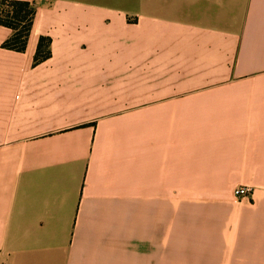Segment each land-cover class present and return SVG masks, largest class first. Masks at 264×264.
Returning a JSON list of instances; mask_svg holds the SVG:
<instances>
[{
	"label": "crops",
	"instance_id": "crops-1",
	"mask_svg": "<svg viewBox=\"0 0 264 264\" xmlns=\"http://www.w3.org/2000/svg\"><path fill=\"white\" fill-rule=\"evenodd\" d=\"M19 1L0 264H264V0Z\"/></svg>",
	"mask_w": 264,
	"mask_h": 264
},
{
	"label": "trees",
	"instance_id": "trees-1",
	"mask_svg": "<svg viewBox=\"0 0 264 264\" xmlns=\"http://www.w3.org/2000/svg\"><path fill=\"white\" fill-rule=\"evenodd\" d=\"M35 12L29 2L19 0H0V26L11 30V36L2 44L8 50H25ZM49 40L41 37L38 41L35 62L49 56Z\"/></svg>",
	"mask_w": 264,
	"mask_h": 264
},
{
	"label": "built area",
	"instance_id": "built-area-1",
	"mask_svg": "<svg viewBox=\"0 0 264 264\" xmlns=\"http://www.w3.org/2000/svg\"><path fill=\"white\" fill-rule=\"evenodd\" d=\"M250 189L246 186H237L232 191V196L237 201L238 199L247 198L250 194Z\"/></svg>",
	"mask_w": 264,
	"mask_h": 264
},
{
	"label": "rangeland",
	"instance_id": "rangeland-1",
	"mask_svg": "<svg viewBox=\"0 0 264 264\" xmlns=\"http://www.w3.org/2000/svg\"><path fill=\"white\" fill-rule=\"evenodd\" d=\"M34 8V7H33ZM34 10V9H33ZM35 17V16H34ZM204 208V207H203ZM201 209V208H200ZM202 211V214L204 215V213H205V210L204 209H202L201 210Z\"/></svg>",
	"mask_w": 264,
	"mask_h": 264
}]
</instances>
